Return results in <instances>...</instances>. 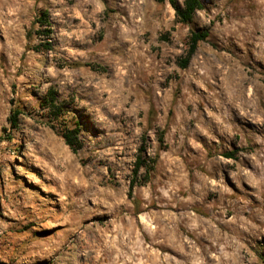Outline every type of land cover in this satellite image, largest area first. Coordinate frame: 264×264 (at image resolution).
Returning a JSON list of instances; mask_svg holds the SVG:
<instances>
[{"label":"rangeland","instance_id":"obj_1","mask_svg":"<svg viewBox=\"0 0 264 264\" xmlns=\"http://www.w3.org/2000/svg\"><path fill=\"white\" fill-rule=\"evenodd\" d=\"M202 1L0 0V264H264V0Z\"/></svg>","mask_w":264,"mask_h":264},{"label":"trees","instance_id":"obj_2","mask_svg":"<svg viewBox=\"0 0 264 264\" xmlns=\"http://www.w3.org/2000/svg\"><path fill=\"white\" fill-rule=\"evenodd\" d=\"M158 1H165V0H158ZM172 7L175 9V13L177 16L178 21L183 23H190L195 13L198 10L204 8V3L202 0H167ZM36 22L39 25L38 32L41 37L49 39L50 41H46L42 43L38 47L39 50H53L54 43H53V29L51 24V19L49 12L44 10L41 14L37 17ZM209 36L208 30H199L194 31L189 39H188V47H187V54L184 58L179 61V64L182 68H186L189 65L190 60L192 59L193 55L197 50L198 43L202 40H206ZM45 107L47 108L50 115L54 118H57L62 115V105L58 95L50 89L46 97L44 98ZM19 112V111H18ZM11 120H17V115H13ZM13 124H16L15 122ZM81 131V126L79 123H76V126L73 128L66 127L64 131L61 132L62 137L64 138L65 142L69 147L74 151L77 152L80 148L83 147V140L79 137V133ZM146 146L143 144L140 147V154L137 156L134 168L132 170V179L130 181V187L133 189L137 184V178L139 177L140 171L143 167L148 166L150 161L152 164L155 163V158H149L146 154ZM234 153H228L227 156H232ZM147 174L149 173V169L146 170Z\"/></svg>","mask_w":264,"mask_h":264}]
</instances>
